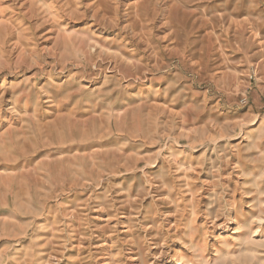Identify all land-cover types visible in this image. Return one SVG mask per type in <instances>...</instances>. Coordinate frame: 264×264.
<instances>
[{
    "label": "rangeland",
    "instance_id": "obj_1",
    "mask_svg": "<svg viewBox=\"0 0 264 264\" xmlns=\"http://www.w3.org/2000/svg\"><path fill=\"white\" fill-rule=\"evenodd\" d=\"M0 264H264V0H0Z\"/></svg>",
    "mask_w": 264,
    "mask_h": 264
}]
</instances>
